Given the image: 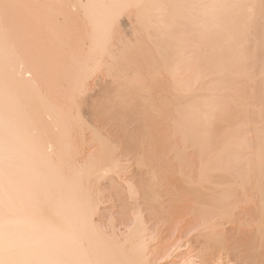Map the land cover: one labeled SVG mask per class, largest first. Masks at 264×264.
I'll list each match as a JSON object with an SVG mask.
<instances>
[{
  "label": "bare ground",
  "instance_id": "1",
  "mask_svg": "<svg viewBox=\"0 0 264 264\" xmlns=\"http://www.w3.org/2000/svg\"><path fill=\"white\" fill-rule=\"evenodd\" d=\"M144 212L264 264V0H0V264H196Z\"/></svg>",
  "mask_w": 264,
  "mask_h": 264
},
{
  "label": "rangeland",
  "instance_id": "2",
  "mask_svg": "<svg viewBox=\"0 0 264 264\" xmlns=\"http://www.w3.org/2000/svg\"><path fill=\"white\" fill-rule=\"evenodd\" d=\"M125 23L127 24L126 19H122V27H123V29L125 28V30H127L126 32L128 33V32H130V27L128 24L126 25ZM128 29H129V31H128ZM107 81H108V78H99L97 80V82L95 83L93 90L91 89V91H90L91 93H89L91 95L90 97L97 98L98 94L100 95L101 91L105 90V88L108 87ZM90 97H89V100H92ZM89 100L87 99L88 104L90 102ZM88 104L86 103V105H84L83 111H85V113H84L85 118L88 119V121L90 122L92 119L91 118L92 115H91V113H89L90 110L87 106ZM85 107H87V108H85ZM86 109H88V110H86ZM106 194H109V193L106 192ZM111 202L112 203H109L106 205L107 208L109 207L110 209L108 208L107 209L108 213L106 212L108 217H106L103 220L106 222L103 223V221H102L103 225L101 223V227H103L102 229L107 231V232L111 231L108 224L111 222V220H112L111 216H112L113 219L114 218L115 219L112 221L113 223L111 222V224L115 225V228L118 227L117 228L118 231H120V230L122 232L127 231L126 229L128 228V225L125 226L126 224L122 223V220L119 217V213H117V212H120L119 210H121V208L119 207L120 203L116 202V201L114 202V200H112ZM139 211L141 212L142 209H139ZM108 214L109 215L111 214V216L109 217ZM144 217H145V220L148 222V226L150 228H152L155 232H158L160 234V236H159L157 233L154 232L157 235V240H163L164 239L167 241H170V240L178 241V243L181 244V253L191 252L192 256L194 257L196 264H203V259H202L203 255L208 250V248H210V244L207 241L208 240V234L210 231L209 229L200 226L199 222L197 223V221L190 220V222H189L188 220H189L190 216L187 217L186 219H181L176 225H174L175 224L174 223L173 224L174 226H170V225L168 226L166 224L165 220H162V221L157 220V222L156 221H150L149 222L150 218H149V215L147 212H144ZM114 223H116V224H114ZM116 225H117V227H116ZM225 228H226V230H228L230 232V230L233 228V225L227 224ZM153 230H152V232H153ZM232 233L233 232H231L230 234H232ZM158 236H159V238H158ZM161 237H162V239H161ZM233 254L234 253H231V254L225 253L224 254V256H223L224 264H247V262H245L241 257H236V255H233ZM211 262L213 263V260H211ZM157 264H170V261L165 262V260H162V261H159V263H157ZM208 264H210V263H208Z\"/></svg>",
  "mask_w": 264,
  "mask_h": 264
},
{
  "label": "snow or ice",
  "instance_id": "3",
  "mask_svg": "<svg viewBox=\"0 0 264 264\" xmlns=\"http://www.w3.org/2000/svg\"><path fill=\"white\" fill-rule=\"evenodd\" d=\"M5 7H7V5H5Z\"/></svg>",
  "mask_w": 264,
  "mask_h": 264
}]
</instances>
